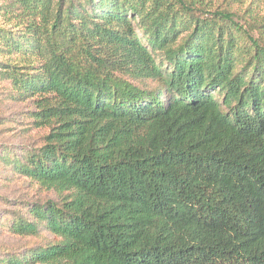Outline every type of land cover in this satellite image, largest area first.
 <instances>
[{
  "label": "trees",
  "instance_id": "16d2710c",
  "mask_svg": "<svg viewBox=\"0 0 264 264\" xmlns=\"http://www.w3.org/2000/svg\"><path fill=\"white\" fill-rule=\"evenodd\" d=\"M0 77L58 194L0 264H264V0H0Z\"/></svg>",
  "mask_w": 264,
  "mask_h": 264
},
{
  "label": "rangeland",
  "instance_id": "374dc122",
  "mask_svg": "<svg viewBox=\"0 0 264 264\" xmlns=\"http://www.w3.org/2000/svg\"><path fill=\"white\" fill-rule=\"evenodd\" d=\"M140 34L143 35L141 31ZM154 56L158 62L162 59L160 52H154ZM6 86V82L0 77V152L5 154V157H0V213L3 210H20L27 203L58 199L55 191L47 190L11 171L17 158L34 152V149L43 144L49 128L34 124L32 112L35 105L31 99L15 100ZM1 221L2 219L0 257L10 252L22 251L32 244L33 238L15 235ZM37 239L47 242L52 236L44 231Z\"/></svg>",
  "mask_w": 264,
  "mask_h": 264
}]
</instances>
